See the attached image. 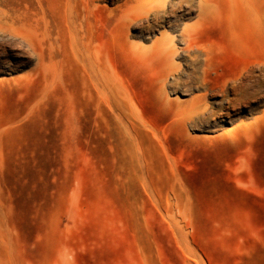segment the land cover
Wrapping results in <instances>:
<instances>
[{
  "label": "rangeland",
  "instance_id": "rangeland-1",
  "mask_svg": "<svg viewBox=\"0 0 264 264\" xmlns=\"http://www.w3.org/2000/svg\"><path fill=\"white\" fill-rule=\"evenodd\" d=\"M148 1L0 0V264H264V0Z\"/></svg>",
  "mask_w": 264,
  "mask_h": 264
},
{
  "label": "bare ground",
  "instance_id": "bare-ground-1",
  "mask_svg": "<svg viewBox=\"0 0 264 264\" xmlns=\"http://www.w3.org/2000/svg\"><path fill=\"white\" fill-rule=\"evenodd\" d=\"M196 3L198 10V17L201 16L202 10L206 6L207 1L209 0H151L148 1V7L143 11L144 18L153 22H159L163 19H167L169 13L179 12L182 7L189 8L191 3ZM210 8V7H209ZM149 23V22H148ZM259 25V31L264 36V13L262 17H259L257 20ZM193 29V26H185L180 33V38L184 41L185 47L182 49L183 52L194 51L191 41H190V32ZM152 51H158L163 57V65L166 66V69L170 72L176 70V66L172 62V57L174 56L175 51L172 50L170 45V39L163 34L160 35V38L153 42ZM172 50V51H171ZM197 51V50H196ZM196 58V57H194ZM198 58V57H197ZM196 58V60H197ZM194 60H191V62ZM197 62V61H196ZM231 91V90H230ZM232 98L226 97L224 102L228 105H234V103L239 102L240 100H250L256 98L258 94L257 82L256 79L241 82L232 88ZM207 113V108L196 109L192 114L194 118L200 119L204 118V114Z\"/></svg>",
  "mask_w": 264,
  "mask_h": 264
}]
</instances>
